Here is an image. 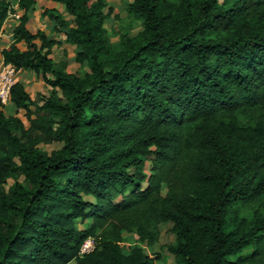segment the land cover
I'll return each mask as SVG.
<instances>
[{"label":"trees","instance_id":"1","mask_svg":"<svg viewBox=\"0 0 264 264\" xmlns=\"http://www.w3.org/2000/svg\"><path fill=\"white\" fill-rule=\"evenodd\" d=\"M54 1L72 19L41 14L89 69L55 64L59 41L31 32L35 0H18L2 60L50 91L12 86L29 128L0 100V264H155L122 243L133 232L153 247L164 222L178 264H264V0H131L142 27L116 42L107 0ZM14 11L0 0V24Z\"/></svg>","mask_w":264,"mask_h":264},{"label":"rangeland","instance_id":"2","mask_svg":"<svg viewBox=\"0 0 264 264\" xmlns=\"http://www.w3.org/2000/svg\"><path fill=\"white\" fill-rule=\"evenodd\" d=\"M14 1V0H11ZM108 3L113 7L112 14L106 19L105 26L109 32V36L112 41H118L120 34L123 33H133L137 29L142 27L141 21L138 20L133 14L128 11V4L131 0H107ZM64 16L68 19H72V16L66 11ZM51 36H54L55 39H58L59 43L54 45L51 49L50 56L54 60L55 64L63 65L65 69L69 72H74L77 74L82 73L85 70H88L86 64H80L75 60V55L77 52V46L74 44H69L65 41V34L63 30L54 31L49 30ZM20 79L23 80V83L33 97V99L39 100L42 96H47L50 91V87L46 84L35 72L28 71L21 74ZM9 112H7L8 114ZM13 115L20 117L26 128H29L31 125L30 120L25 116L24 110H15L12 112ZM39 147L46 151L51 152L52 150L61 146V143L58 141H40L38 143ZM147 167L149 163L147 162ZM22 179V177H19ZM12 179L8 180V183H11ZM256 205H246L242 208V213L248 214L254 210ZM82 226V224H80ZM170 223L164 222L160 224V238L159 241L153 246L140 244L137 240V235L133 232L125 233V239L122 243L123 250L129 252L131 248L135 245H141L145 252L153 254L158 252L160 258L155 261V264H178L179 260L177 257L169 253L166 249V245L171 243L173 238L169 233ZM253 246H247L242 248L237 253L229 256V259L233 260L241 254H247L252 250ZM67 264H76V260L72 259Z\"/></svg>","mask_w":264,"mask_h":264},{"label":"crops","instance_id":"3","mask_svg":"<svg viewBox=\"0 0 264 264\" xmlns=\"http://www.w3.org/2000/svg\"><path fill=\"white\" fill-rule=\"evenodd\" d=\"M8 1L11 3L15 11L8 13L6 18L0 24V62L2 61L1 51L4 48H7L9 44L11 43L13 28L18 22L20 15H22L23 13V11L18 7V0H14V1L8 0ZM44 7L56 8L63 16H64L65 11L67 12L64 4L60 2H57L54 0H35L33 8L28 12L27 26H28V29L33 33L37 32L38 30H46L48 32V35L51 38H54V36H51V34L49 33V30L53 28L54 23L48 17H45L41 14ZM64 18L68 19L65 16ZM17 46L21 50H23L26 48V43L25 41L22 40L17 43ZM28 71H33V70H30V69L18 70L16 73V81L23 83V80L20 79V76L21 74H23V72H28ZM4 110L6 114L7 112H9L7 115H10L12 114L13 111L17 110V108L15 107L14 103L11 100H9L6 104H4ZM18 110H23V109H18Z\"/></svg>","mask_w":264,"mask_h":264},{"label":"built area","instance_id":"4","mask_svg":"<svg viewBox=\"0 0 264 264\" xmlns=\"http://www.w3.org/2000/svg\"><path fill=\"white\" fill-rule=\"evenodd\" d=\"M16 73L14 65L0 62V100L6 104L10 100L11 88L16 82ZM95 248V241L92 237L86 238L80 247L79 253L84 254Z\"/></svg>","mask_w":264,"mask_h":264}]
</instances>
